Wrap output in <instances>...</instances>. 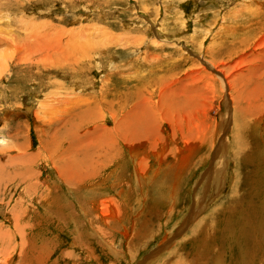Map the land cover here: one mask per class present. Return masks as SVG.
<instances>
[{
	"label": "rangeland",
	"instance_id": "1",
	"mask_svg": "<svg viewBox=\"0 0 264 264\" xmlns=\"http://www.w3.org/2000/svg\"><path fill=\"white\" fill-rule=\"evenodd\" d=\"M0 139V264H264V0H0Z\"/></svg>",
	"mask_w": 264,
	"mask_h": 264
},
{
	"label": "bare ground",
	"instance_id": "2",
	"mask_svg": "<svg viewBox=\"0 0 264 264\" xmlns=\"http://www.w3.org/2000/svg\"><path fill=\"white\" fill-rule=\"evenodd\" d=\"M261 23V22H260ZM260 26V25H259ZM259 28V27H258ZM260 29V28H259ZM249 31V30H248ZM243 40H244V38H243ZM248 41H250V39L248 38ZM241 43V42H240ZM156 44H157V42H156ZM154 45V44H153ZM157 46V45H156ZM16 50V49H15ZM18 50V49H17ZM71 52V51H70ZM233 52V51H232ZM162 59V58H161ZM211 63H213V62H211ZM214 64V63H213ZM224 82H225V80H224ZM226 83H227V85L230 87V88H232V83H230V81L228 82L227 80H226ZM225 83V84H226ZM229 88V89H230ZM259 121V120H258ZM259 124V123H258ZM147 127V126H146ZM3 142V143H2ZM0 144H4V146H5V141L2 139H0ZM224 151V150H223ZM169 242V241H168ZM166 243H167V241H166ZM168 244V243H167ZM167 246V245H166ZM151 255V254H150ZM157 255V254H156ZM147 261V260H146Z\"/></svg>",
	"mask_w": 264,
	"mask_h": 264
},
{
	"label": "crops",
	"instance_id": "3",
	"mask_svg": "<svg viewBox=\"0 0 264 264\" xmlns=\"http://www.w3.org/2000/svg\"><path fill=\"white\" fill-rule=\"evenodd\" d=\"M223 156V155H222ZM139 167V166H138ZM137 171H135V173H136ZM138 176H139V174H138ZM112 214H114V212H112Z\"/></svg>",
	"mask_w": 264,
	"mask_h": 264
}]
</instances>
